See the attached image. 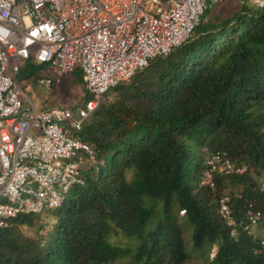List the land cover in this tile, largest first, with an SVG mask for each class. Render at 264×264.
<instances>
[{
	"label": "trees",
	"instance_id": "16d2710c",
	"mask_svg": "<svg viewBox=\"0 0 264 264\" xmlns=\"http://www.w3.org/2000/svg\"><path fill=\"white\" fill-rule=\"evenodd\" d=\"M217 3L183 44L101 96L79 133L94 151L83 185L0 228L1 264H187V244L216 245L213 264H264V7L243 0L219 15ZM39 67L29 61L19 79ZM222 151L234 169L200 184ZM222 196L238 222L249 203L262 212L251 235L230 234ZM112 228L130 243H112Z\"/></svg>",
	"mask_w": 264,
	"mask_h": 264
},
{
	"label": "built area",
	"instance_id": "2783aa9c",
	"mask_svg": "<svg viewBox=\"0 0 264 264\" xmlns=\"http://www.w3.org/2000/svg\"><path fill=\"white\" fill-rule=\"evenodd\" d=\"M217 2L0 0V228L19 214L59 207L73 187L83 185L81 169L94 161V151L79 133L101 96L183 44L206 7ZM251 2L264 7V0ZM29 61L44 72L29 78L46 89L78 68L91 97L38 108L18 77ZM206 163L200 184L210 188L213 172L234 169L224 151ZM235 170L242 173L245 166ZM217 212L231 235L235 228L251 235L262 217L249 203L238 222L227 196L219 199Z\"/></svg>",
	"mask_w": 264,
	"mask_h": 264
},
{
	"label": "rangeland",
	"instance_id": "374dc122",
	"mask_svg": "<svg viewBox=\"0 0 264 264\" xmlns=\"http://www.w3.org/2000/svg\"><path fill=\"white\" fill-rule=\"evenodd\" d=\"M218 1L219 2L213 6V10H216L219 15H227L230 11L236 9L235 7L243 0ZM248 1L252 4L251 0ZM42 74H44V72L39 73V75ZM22 82V90L32 99L38 108L62 105L72 106L74 103L81 104L86 98L87 91L84 86V81L82 82L74 74L63 76L60 81L55 83L50 89L41 86L36 79H22ZM73 191L74 189L67 193L66 198H69ZM179 213L182 214L183 211H180ZM255 232L258 233V235L264 234L262 228H256ZM187 235L188 234H186V237L184 238L185 244L187 243ZM109 239L112 243L117 245L130 243L128 238L119 229L116 230L115 228H112ZM187 248L191 253L190 260L187 264H213L211 259L215 254L216 245H212L209 249H205L203 252L191 251L188 244ZM119 264H126V262H120Z\"/></svg>",
	"mask_w": 264,
	"mask_h": 264
},
{
	"label": "clouds",
	"instance_id": "9594fccd",
	"mask_svg": "<svg viewBox=\"0 0 264 264\" xmlns=\"http://www.w3.org/2000/svg\"><path fill=\"white\" fill-rule=\"evenodd\" d=\"M256 237L254 236V239H255ZM262 242V241H261Z\"/></svg>",
	"mask_w": 264,
	"mask_h": 264
}]
</instances>
